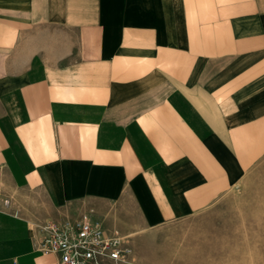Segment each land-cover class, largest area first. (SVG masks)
Returning a JSON list of instances; mask_svg holds the SVG:
<instances>
[{
  "label": "crops",
  "instance_id": "obj_1",
  "mask_svg": "<svg viewBox=\"0 0 264 264\" xmlns=\"http://www.w3.org/2000/svg\"><path fill=\"white\" fill-rule=\"evenodd\" d=\"M263 159L264 0H0V264H57L35 224L202 213Z\"/></svg>",
  "mask_w": 264,
  "mask_h": 264
},
{
  "label": "rangeland",
  "instance_id": "obj_2",
  "mask_svg": "<svg viewBox=\"0 0 264 264\" xmlns=\"http://www.w3.org/2000/svg\"><path fill=\"white\" fill-rule=\"evenodd\" d=\"M120 235L122 264H264V159L204 212Z\"/></svg>",
  "mask_w": 264,
  "mask_h": 264
},
{
  "label": "built area",
  "instance_id": "obj_3",
  "mask_svg": "<svg viewBox=\"0 0 264 264\" xmlns=\"http://www.w3.org/2000/svg\"><path fill=\"white\" fill-rule=\"evenodd\" d=\"M39 234L40 250L55 255L57 264H122L130 256L126 236L108 231L101 222L89 218L47 222L39 227Z\"/></svg>",
  "mask_w": 264,
  "mask_h": 264
}]
</instances>
